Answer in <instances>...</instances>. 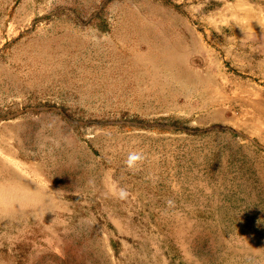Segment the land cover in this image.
<instances>
[{
    "label": "rangeland",
    "instance_id": "obj_1",
    "mask_svg": "<svg viewBox=\"0 0 264 264\" xmlns=\"http://www.w3.org/2000/svg\"><path fill=\"white\" fill-rule=\"evenodd\" d=\"M0 264H264V0H0Z\"/></svg>",
    "mask_w": 264,
    "mask_h": 264
}]
</instances>
